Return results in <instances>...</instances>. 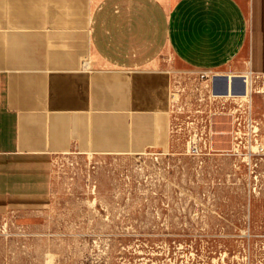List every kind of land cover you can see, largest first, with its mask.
Instances as JSON below:
<instances>
[{"label": "crops", "instance_id": "1", "mask_svg": "<svg viewBox=\"0 0 264 264\" xmlns=\"http://www.w3.org/2000/svg\"><path fill=\"white\" fill-rule=\"evenodd\" d=\"M0 8H8L0 215L54 204L58 152L159 143L171 122L168 56L202 72L264 73V0H0Z\"/></svg>", "mask_w": 264, "mask_h": 264}, {"label": "rangeland", "instance_id": "2", "mask_svg": "<svg viewBox=\"0 0 264 264\" xmlns=\"http://www.w3.org/2000/svg\"><path fill=\"white\" fill-rule=\"evenodd\" d=\"M7 10H0L4 20ZM164 64L184 107H173L176 93L167 109L172 126L165 123L160 142L139 151L89 144L58 152L54 204L0 215V264H264V151L256 147L251 164L231 155L235 124L217 115L211 153L191 155L183 134L173 131L181 121L175 116L184 121L196 108L219 110L218 104H193L202 71L177 66L170 56ZM249 84L254 134L264 146V73Z\"/></svg>", "mask_w": 264, "mask_h": 264}, {"label": "built area", "instance_id": "3", "mask_svg": "<svg viewBox=\"0 0 264 264\" xmlns=\"http://www.w3.org/2000/svg\"><path fill=\"white\" fill-rule=\"evenodd\" d=\"M202 82H206L205 87L203 89H200V86L202 85ZM218 82V91H222L225 87V84L221 80H217ZM197 83V82H196ZM214 82L212 81L211 77L204 72H201L200 77L198 79V84L200 86L196 85L195 90L197 91V97L195 99L196 103H193L195 106L201 103L210 105L212 104H218L216 109L219 110H209L205 111L204 109H199L200 107L196 108V111L193 112L192 115H187V119H180L178 115H176V119L181 120L180 122L176 123L175 126H173L174 133L183 134L185 139V146L186 149L191 155L196 156L198 158H203L205 155L211 153L213 147L212 139H213V117L214 116H227L231 117L232 121L234 122V130H233V136L235 137L237 143L236 145H233L231 149V155H235L238 157H241L244 155V159L249 161V163H252L253 160V145L256 144L260 147V151H264V146L257 143L256 139H250L248 138V134L243 130L249 129V124L253 126L251 130H254L255 120L253 119V122L250 120V113H249V107L244 104L238 103L237 105H232L230 103H237L236 101H232L228 99L224 100L223 102L218 100V98H215L212 96L210 92L211 86H213ZM185 89V88H184ZM227 90H230V81L228 79L227 84ZM181 90L173 91L178 92V100L174 102L173 107L177 108V111L182 110L184 107V104L181 102V97L183 98V92L179 93ZM184 91V90H183ZM172 97V88H171V94L170 99ZM189 101H191L189 99ZM231 105V106H230ZM171 106V104H170ZM219 107V108H217ZM171 116V112H170ZM170 126H172V121L170 122ZM255 133V132H253ZM244 140H247V142L244 143ZM257 176H255L256 178Z\"/></svg>", "mask_w": 264, "mask_h": 264}, {"label": "bare ground", "instance_id": "4", "mask_svg": "<svg viewBox=\"0 0 264 264\" xmlns=\"http://www.w3.org/2000/svg\"><path fill=\"white\" fill-rule=\"evenodd\" d=\"M204 73H207L212 81L214 82L213 86L210 88V92L213 97L218 98L220 101H224L226 99L236 101L237 103L247 105L249 107V113H250V120L253 122V90L250 88V81L253 80L254 77H258L259 74L261 73H255L252 70H248L247 73H242V74H223L219 72H213L210 70H205L203 71ZM228 79L230 81V90H227V84H228ZM217 80H221L224 84L225 87L222 91H218L217 88ZM250 80V81H249ZM206 82H202V85L200 86V89L202 90L203 87H205ZM178 94V92H173L172 91V98L174 97L175 94ZM179 95V94H178ZM174 101V100H173ZM255 120V119H254ZM253 126L249 124V130L250 133H252L251 139H256L255 137L256 134L253 132H257V125H254V130H251ZM234 129V127H233ZM222 135L224 134V131L220 132ZM235 139V137L233 136ZM256 147H258L256 144L253 145V150L256 151Z\"/></svg>", "mask_w": 264, "mask_h": 264}]
</instances>
